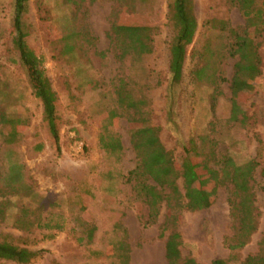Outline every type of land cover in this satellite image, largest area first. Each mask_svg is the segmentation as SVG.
<instances>
[{
    "label": "rangeland",
    "instance_id": "1",
    "mask_svg": "<svg viewBox=\"0 0 264 264\" xmlns=\"http://www.w3.org/2000/svg\"><path fill=\"white\" fill-rule=\"evenodd\" d=\"M172 1L151 0L137 9L140 20L158 30L152 54L134 61L119 60L108 37L111 23L125 18L120 3L29 0L23 15L25 40L43 59L56 97V153L41 102L12 45L13 0H0V241L32 253L25 264H167L165 238L159 236L165 208L156 223L144 227L145 206L126 180L139 156L158 144L174 160L180 195L189 168L212 195L209 208L179 213L182 258L196 264L215 259L242 264L248 256L264 257V42L258 48L260 75L232 89L236 58L225 48L231 45L227 30L241 31L245 20L232 0H194L197 30L186 48L182 79L172 84ZM222 22L229 26L220 31ZM68 37L74 49L66 54ZM120 87L145 99V116L137 125L118 106L115 92ZM2 119L16 123L3 124ZM143 120L153 131L140 137L136 150L131 132ZM223 157L238 165L258 164L253 177L256 230L233 253L227 247L234 232L231 187L215 184L223 175ZM30 221H38V227ZM121 243L129 258L125 262Z\"/></svg>",
    "mask_w": 264,
    "mask_h": 264
},
{
    "label": "trees",
    "instance_id": "2",
    "mask_svg": "<svg viewBox=\"0 0 264 264\" xmlns=\"http://www.w3.org/2000/svg\"><path fill=\"white\" fill-rule=\"evenodd\" d=\"M120 3L125 18L114 20L109 30V40L116 57L124 60L129 57L134 61H140L153 52V39L158 30L140 20L137 9L151 0H114ZM194 0H173L169 6L168 21L173 30V39L169 47L168 71L172 84H178L183 76V65L186 56V48L192 43L197 30V22L194 15ZM29 0H13V48L17 51L19 63L23 68L34 98L41 102L43 108V122L52 139L56 153H60L59 143V118L56 113V97L51 88L49 79L44 70L43 59L27 44V36L24 30L23 15L27 10ZM245 20L241 31L228 28V40L231 45L228 55L236 58L234 73L230 80L232 89L249 85L260 75V58L258 48L264 42V0L257 3L256 0H232ZM220 31L229 26L222 22ZM251 30V31H250ZM64 46V52L69 54L74 45L69 40ZM256 39H262L256 41ZM196 73L199 79L201 72ZM120 109L131 113L129 122L137 125L145 116L142 111L146 103L144 98H133L129 91L120 87L115 92ZM113 117L117 114L114 112ZM244 117L242 118V120ZM232 120H237L233 117ZM2 123L13 125V120L2 119ZM153 131L143 120L140 127L133 128L131 132V144L134 149H139L140 137ZM103 149L109 147L101 140ZM174 160L161 144L153 145L141 154L136 167L128 173L127 182L133 184L135 196L141 200L146 209L144 227L153 225L158 220L162 206L165 208L164 219L161 223L160 238H165L164 254L167 264H196L193 259L182 258V238L177 229L179 213L184 209L198 211L210 207L211 194L202 188V182L196 172L189 169L185 171V194L180 195L175 185L176 178L173 175ZM223 175L216 181L217 187L230 186L231 194L228 200L230 215L233 219V236L227 240V247L231 253L241 250L246 246L250 237L256 230L257 212L254 206L253 177L258 164L249 160L243 164H236L232 158L223 157L220 162ZM198 184H197V183ZM31 227H38V221H30ZM40 227V226H39ZM43 227V226H42ZM53 227V226H52ZM44 226L45 229L52 228ZM56 229L62 226L55 224ZM52 237V236H50ZM124 250V245H119ZM99 255V254H97ZM33 256L26 249H21L12 243L0 241V261L28 263ZM129 258L123 253V262ZM209 264H227L223 259L212 260ZM242 264H264V257L260 255L248 256Z\"/></svg>",
    "mask_w": 264,
    "mask_h": 264
}]
</instances>
